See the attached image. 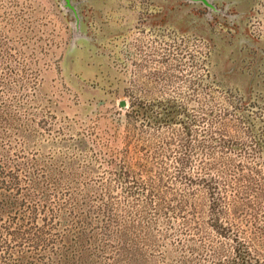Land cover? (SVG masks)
<instances>
[{
  "label": "rangeland",
  "instance_id": "1",
  "mask_svg": "<svg viewBox=\"0 0 264 264\" xmlns=\"http://www.w3.org/2000/svg\"><path fill=\"white\" fill-rule=\"evenodd\" d=\"M130 102L183 108L151 124ZM229 102L264 121V0H0V167L32 170L38 205L0 219V264H175L188 250L164 208L207 198L174 178L185 122L215 110L193 126L190 170L202 158L231 179L232 165L257 163L230 148L246 133L219 112ZM208 125L226 148L198 143ZM211 262L195 264H226Z\"/></svg>",
  "mask_w": 264,
  "mask_h": 264
},
{
  "label": "trees",
  "instance_id": "2",
  "mask_svg": "<svg viewBox=\"0 0 264 264\" xmlns=\"http://www.w3.org/2000/svg\"><path fill=\"white\" fill-rule=\"evenodd\" d=\"M9 76H13L8 71ZM13 74V75H12ZM172 111H156L155 115L143 111L141 105L130 102L127 114L134 117H146L151 124L157 122H172L177 119L180 109L175 102H169ZM247 106V104H245ZM243 107V106H242ZM237 104L225 103L219 108L223 115L233 112L235 123L241 124L245 128L246 136L241 142L233 143L230 148L236 150L243 149L244 153L259 165L264 164V121L257 120L247 111H240ZM245 109V108H243ZM167 110V111H166ZM249 110V109H247ZM214 108L208 112H202L199 116L191 117L184 125V134L188 139V150L178 152L175 158L174 178L179 180L186 188L192 190L193 194L202 188L207 196L206 203L192 200L181 196L174 202L167 203L163 211L162 223L167 226V230L173 229L176 232L175 244L181 248H187L188 254H182L176 259L175 264H195L202 260H211L216 263L226 264H253L255 261H264V174L261 173L262 166H256L248 162L232 165L233 177L227 179L224 171L217 164L202 160L194 170H190L189 158L196 150L193 147V126L199 122H208L212 118L207 117L213 113ZM224 119V118H223ZM258 122H261L258 124ZM259 126L261 131H259ZM212 129L211 125L202 128V138L198 143L218 145L226 148L228 142L224 128ZM194 148V149H193ZM209 154V153H205ZM113 161V160H112ZM119 169L123 178H128L126 159H123ZM36 186L34 172L28 170V174L19 172V168L1 165L0 167V219L8 215L12 209L20 210L28 208L36 214L38 205L33 188ZM128 193H134L133 185H128ZM144 184L141 189H146ZM153 196V189H146ZM152 197L147 204L151 203ZM205 208V210H203ZM157 211L161 209L156 208ZM159 218V217H158ZM11 218L8 225L14 222ZM139 223V222H138ZM147 223H149L147 221ZM9 231V230H7ZM142 231V230H140ZM148 234V231H143ZM191 237V238H190ZM195 237V239H194ZM5 238H13L7 236ZM217 238L221 242H227L229 248L215 246L212 239ZM189 239L199 240V245L188 246ZM140 240H138L139 242ZM143 241V240H142ZM158 242V240L156 239ZM6 242V240L4 241ZM208 242L209 248L200 250V247ZM1 246V245H0ZM205 251V252H204ZM225 251H228L226 253ZM211 262V263H212Z\"/></svg>",
  "mask_w": 264,
  "mask_h": 264
},
{
  "label": "water",
  "instance_id": "3",
  "mask_svg": "<svg viewBox=\"0 0 264 264\" xmlns=\"http://www.w3.org/2000/svg\"><path fill=\"white\" fill-rule=\"evenodd\" d=\"M121 104L124 105V101H122Z\"/></svg>",
  "mask_w": 264,
  "mask_h": 264
}]
</instances>
